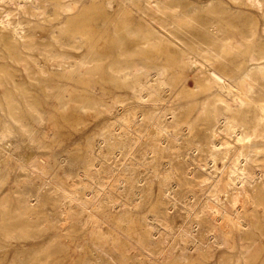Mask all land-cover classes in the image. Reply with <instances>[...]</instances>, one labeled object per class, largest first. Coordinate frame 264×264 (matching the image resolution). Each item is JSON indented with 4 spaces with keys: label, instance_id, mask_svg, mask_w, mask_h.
I'll return each mask as SVG.
<instances>
[{
    "label": "rangeland",
    "instance_id": "rangeland-1",
    "mask_svg": "<svg viewBox=\"0 0 264 264\" xmlns=\"http://www.w3.org/2000/svg\"><path fill=\"white\" fill-rule=\"evenodd\" d=\"M107 1L128 27L125 43H102L115 73L103 68L93 91L58 81L64 101L90 103L62 111L50 96L33 112L0 111V264H264V168L254 162V184L242 190L240 129L223 116L205 129L208 110L241 107L246 73L252 95L264 86V57L248 61L264 56L263 10L168 0L201 23L152 29L145 0L83 3L97 13ZM123 2L129 13L117 9ZM52 23L45 28L64 26ZM149 32L162 40L139 43Z\"/></svg>",
    "mask_w": 264,
    "mask_h": 264
},
{
    "label": "bare ground",
    "instance_id": "bare-ground-1",
    "mask_svg": "<svg viewBox=\"0 0 264 264\" xmlns=\"http://www.w3.org/2000/svg\"><path fill=\"white\" fill-rule=\"evenodd\" d=\"M145 1L150 20L148 25L152 29H155V25L160 29L164 28L160 21L178 29H184L190 23H201L184 11L178 10L183 5L180 4L182 2L172 4L168 0ZM242 2L253 5L264 12V0H242ZM105 5L106 8L103 6L97 13H94L89 11L90 6H86L83 0H72L71 3H62L60 0H0V111L10 112L23 109L33 112V110L40 109V105L46 103V97L50 96L56 97L60 104L58 109L62 111L72 107H85L90 103L85 95L78 98L67 97L64 101L63 96L65 97V94L70 92L60 91V88L66 86L58 84V81L75 77L81 83L83 82L88 90L93 91L94 87H99L103 68L115 73L111 65H103L102 43H125L124 34L127 35L128 27L123 20L112 19L113 11L109 10L114 5L111 1L105 2ZM117 9L130 12L129 6L124 2ZM191 9L194 12L197 7L192 6ZM96 15L99 17L106 15V17L93 18ZM77 17H82V19ZM152 21L155 25L151 23ZM52 22L64 26L60 29L45 28L47 23L53 24ZM77 24H81L79 28L75 27ZM151 35L150 32L141 34L139 43H158L162 40L158 35L153 34V37ZM64 40L69 41L67 43ZM219 40L225 43L226 37H220ZM107 53L109 55V50ZM263 57L249 56L248 61ZM126 69V67H121L116 70L120 74L119 78H127ZM257 70L264 76V67L263 70ZM251 74L252 71L246 73L241 78L240 85L236 86L239 101L242 104L238 110L234 111L228 106L220 109L213 108L208 110L205 118V129L207 130L212 129L215 122L221 119L220 116L224 117L222 122L225 128L233 126L240 129L237 141L241 144L235 149L234 160L235 167L241 174L239 183L244 191H246V185L254 184V166L256 165L254 162L260 161L257 166L264 168V149L260 146L264 140V86L260 85L261 89L258 94L252 95L250 81L254 78L250 76ZM211 75L221 80L218 73L212 71ZM137 76L139 75L136 74L134 80L138 79ZM136 82L132 83V88H135ZM38 96H42L43 100H39ZM226 110L230 112L229 115H226ZM21 209L20 211H23ZM27 210L24 208L23 212Z\"/></svg>",
    "mask_w": 264,
    "mask_h": 264
}]
</instances>
